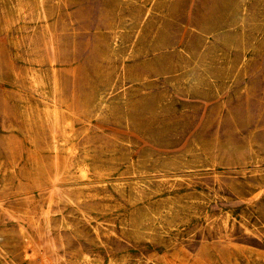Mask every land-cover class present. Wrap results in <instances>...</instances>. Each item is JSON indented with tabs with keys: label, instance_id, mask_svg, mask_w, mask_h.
<instances>
[{
	"label": "rangeland",
	"instance_id": "obj_1",
	"mask_svg": "<svg viewBox=\"0 0 264 264\" xmlns=\"http://www.w3.org/2000/svg\"><path fill=\"white\" fill-rule=\"evenodd\" d=\"M0 264H264V0H0Z\"/></svg>",
	"mask_w": 264,
	"mask_h": 264
},
{
	"label": "bare ground",
	"instance_id": "obj_2",
	"mask_svg": "<svg viewBox=\"0 0 264 264\" xmlns=\"http://www.w3.org/2000/svg\"><path fill=\"white\" fill-rule=\"evenodd\" d=\"M73 136V135H72ZM47 224V223H46Z\"/></svg>",
	"mask_w": 264,
	"mask_h": 264
}]
</instances>
